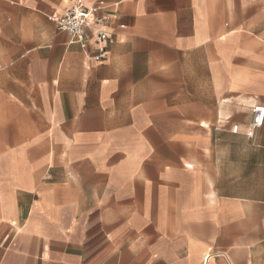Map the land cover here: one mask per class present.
Listing matches in <instances>:
<instances>
[{
  "label": "crops",
  "instance_id": "1",
  "mask_svg": "<svg viewBox=\"0 0 264 264\" xmlns=\"http://www.w3.org/2000/svg\"><path fill=\"white\" fill-rule=\"evenodd\" d=\"M104 1L0 0V264H264V0Z\"/></svg>",
  "mask_w": 264,
  "mask_h": 264
},
{
  "label": "built area",
  "instance_id": "2",
  "mask_svg": "<svg viewBox=\"0 0 264 264\" xmlns=\"http://www.w3.org/2000/svg\"><path fill=\"white\" fill-rule=\"evenodd\" d=\"M118 5H109L104 0H98L95 4L89 5L83 0L72 1L67 5L61 15L52 17L57 29L66 33L70 38V44H78L82 49L87 46V31L92 33V41L97 51L94 59L102 62L106 59L109 45L113 41V33L110 23L112 19H120V14L111 16V9ZM252 122L249 125L246 135L252 136L254 131L260 129L264 124V105L255 104L252 107ZM239 126L234 125L231 133L238 134Z\"/></svg>",
  "mask_w": 264,
  "mask_h": 264
},
{
  "label": "rangeland",
  "instance_id": "3",
  "mask_svg": "<svg viewBox=\"0 0 264 264\" xmlns=\"http://www.w3.org/2000/svg\"><path fill=\"white\" fill-rule=\"evenodd\" d=\"M62 1H63V0H62ZM66 1L68 2V3H66V6H67V5H70V4L72 3V1L69 2L68 0H65V2H66Z\"/></svg>",
  "mask_w": 264,
  "mask_h": 264
}]
</instances>
